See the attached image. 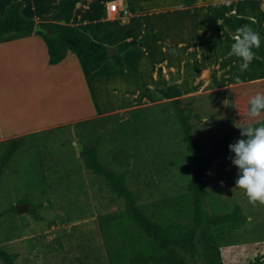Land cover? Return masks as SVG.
Returning a JSON list of instances; mask_svg holds the SVG:
<instances>
[{"label":"rangeland","instance_id":"rangeland-1","mask_svg":"<svg viewBox=\"0 0 264 264\" xmlns=\"http://www.w3.org/2000/svg\"><path fill=\"white\" fill-rule=\"evenodd\" d=\"M110 1L84 0L76 22L109 47L131 39H138V45L122 54L124 67L106 60L90 88L63 80L48 98L41 90L35 97L13 84L12 73L0 65V124L5 128L0 161L12 140H22L0 180V247L15 254L13 264H110L111 259L164 256L166 251L128 216L125 200L86 167L78 144L96 146L102 161L125 175L136 204L149 218L162 225L187 222L195 159L183 141L181 107L203 152L228 146L206 167L208 212L239 206L247 216L225 234L208 229L209 264H264V205H252L236 187L238 168L229 149L246 139L236 125L255 123L248 116V101L264 93V62L255 57L240 72L239 59L228 55L233 35L222 23L228 13L249 16L264 37V0H115L120 12L108 13ZM44 18L54 16L45 12ZM42 52L39 47L34 54L38 58ZM74 58L71 52L67 62ZM41 67L33 71L35 78L43 74L61 81L57 70ZM66 69L78 72L72 63ZM174 83L180 95L158 93L157 88ZM93 109L100 112L85 117ZM55 118L64 121L20 129ZM21 204L28 209L18 213ZM0 264L7 263L0 257ZM192 264L206 263L196 256Z\"/></svg>","mask_w":264,"mask_h":264},{"label":"trees","instance_id":"trees-1","mask_svg":"<svg viewBox=\"0 0 264 264\" xmlns=\"http://www.w3.org/2000/svg\"><path fill=\"white\" fill-rule=\"evenodd\" d=\"M82 0H59L55 21L37 22L33 17L23 13V1L11 2L0 15V37L5 38L19 33H35L46 43L51 65L58 64L68 54L73 52L84 61L89 71L94 72L110 57L109 46L94 39L80 27L73 25L76 7ZM222 23L226 30L234 35L236 29L243 24H249L256 32L258 23L252 17L228 13L223 16ZM261 46L253 49L256 57L264 62V37L259 33ZM138 45V39L123 40L116 45L118 52L114 54L115 63L124 67L123 52ZM162 96L169 98L181 94L178 84H170L157 88ZM179 119L183 131V141L195 159V171L189 182L192 202V215L185 222L178 220L168 225H162L145 214L135 202L133 190L128 186L125 175L108 167L101 159L96 146H85L81 156L86 167L95 174L102 176L112 191L127 204L128 216L148 233L157 245L166 251L164 256H143L112 260L110 264H192L193 259L201 257L206 264L211 262L209 250L210 238L206 232L214 227V235L225 234L238 228L247 221V216L239 206L231 212L210 214L206 208L208 199L206 167L218 159L228 149L227 145L219 144L211 153H205L195 141L191 133V125L185 118L184 109L179 107ZM226 139V138H225ZM21 139L12 140L4 151L0 161V180L7 164L21 144ZM1 217V214H0ZM0 257L7 264H13L15 254L5 251L0 247ZM257 264V263H250Z\"/></svg>","mask_w":264,"mask_h":264},{"label":"crops","instance_id":"crops-1","mask_svg":"<svg viewBox=\"0 0 264 264\" xmlns=\"http://www.w3.org/2000/svg\"><path fill=\"white\" fill-rule=\"evenodd\" d=\"M16 1V0H13ZM11 1V2H13ZM23 1V13L33 17L37 22H44V21H55V15L57 11V5L59 0H22ZM82 0L76 7V11L74 14V17L72 19V24L76 25L83 29V25L76 22L77 18V10L78 6L83 2ZM10 2L9 0H0V8H5L7 3ZM10 2V3H11ZM9 4V3H8ZM109 4V3H108ZM42 10H45L42 12ZM49 12L54 18L45 19L44 13ZM107 12L111 13L108 10L107 6ZM2 15V14H1ZM84 30V29H83ZM231 35V34H230ZM95 39V38H94ZM42 48L44 52L39 55L37 58L34 54L35 51L38 50V48ZM134 48V47H133ZM71 51L68 52L67 56L58 64L51 65L48 62L49 54L48 49L46 46V43L44 40L35 33H19L10 35L5 38L0 37V65L11 72V77L13 78V84L20 83L21 88H25L26 91H29L32 96L37 97L39 90L41 92L46 93V98L49 97L52 91H54L55 88H58V86H63V80H65L68 84H72V86H76V84L83 83L85 86H88L90 88V79L94 77V72L90 76H88L87 71L81 64L80 60L77 58H74L71 62H67V57L70 55ZM73 53V52H72ZM124 53V52H123ZM124 59V58H123ZM42 61V62H41ZM83 63L84 61L81 60ZM72 63L74 67H76L78 72L75 71H66L67 64ZM124 60V65H125ZM37 66H42L41 68L45 69H55L59 73L58 75L62 77L61 81H57V79L49 80V76L46 75L42 77L39 75L36 78L33 76V71L36 72V70L39 68H36ZM86 66V64H85ZM36 68V69H35ZM88 69V68H87ZM91 72V71H90ZM5 73L4 70L1 71V75ZM81 74V76H80ZM64 75V76H63ZM36 85L37 89H34L32 86ZM129 101V100H127ZM126 102V100H125ZM127 103V102H126ZM92 106V104H90ZM118 106V105H116ZM96 107V104H95ZM93 109L91 114L86 113L85 117H91L100 111ZM91 112V111H90ZM73 120H79L78 117H74ZM64 120H56L55 119H42L37 123L28 124L25 123V125L20 128L22 131L34 129V128H40L48 125L57 124L60 122H63ZM70 121V120H68ZM33 125V126H32ZM5 128H3L0 124V132L4 131ZM110 212L104 211L103 215H109ZM117 260V259H111Z\"/></svg>","mask_w":264,"mask_h":264},{"label":"clouds","instance_id":"clouds-1","mask_svg":"<svg viewBox=\"0 0 264 264\" xmlns=\"http://www.w3.org/2000/svg\"><path fill=\"white\" fill-rule=\"evenodd\" d=\"M229 3L230 0H220ZM228 55L239 59V70L245 72L249 69L256 54L253 49H259L261 39L249 24H243L236 29ZM248 116L255 121L254 124L241 125V137L229 145L235 155L232 163L238 168L236 187L243 189L252 205H264V93L257 92L249 101Z\"/></svg>","mask_w":264,"mask_h":264},{"label":"water","instance_id":"water-1","mask_svg":"<svg viewBox=\"0 0 264 264\" xmlns=\"http://www.w3.org/2000/svg\"><path fill=\"white\" fill-rule=\"evenodd\" d=\"M117 52H118V50H117L116 46H111L108 48V55L110 58H113L114 54H116ZM83 149H84L83 144L79 143L78 144V150L80 152H82ZM27 209H28L27 204L17 205V207H16V210L18 213H22V212L26 211Z\"/></svg>","mask_w":264,"mask_h":264},{"label":"built area","instance_id":"built-area-1","mask_svg":"<svg viewBox=\"0 0 264 264\" xmlns=\"http://www.w3.org/2000/svg\"><path fill=\"white\" fill-rule=\"evenodd\" d=\"M108 10L110 12L119 13L120 12L119 3L116 2L115 0L110 1L108 4Z\"/></svg>","mask_w":264,"mask_h":264}]
</instances>
